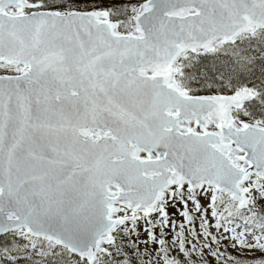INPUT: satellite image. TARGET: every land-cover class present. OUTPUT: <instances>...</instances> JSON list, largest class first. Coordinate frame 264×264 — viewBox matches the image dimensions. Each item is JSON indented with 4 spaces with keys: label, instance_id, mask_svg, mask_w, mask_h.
Segmentation results:
<instances>
[{
    "label": "snow or ice",
    "instance_id": "1",
    "mask_svg": "<svg viewBox=\"0 0 264 264\" xmlns=\"http://www.w3.org/2000/svg\"><path fill=\"white\" fill-rule=\"evenodd\" d=\"M0 264H264V0H0Z\"/></svg>",
    "mask_w": 264,
    "mask_h": 264
}]
</instances>
